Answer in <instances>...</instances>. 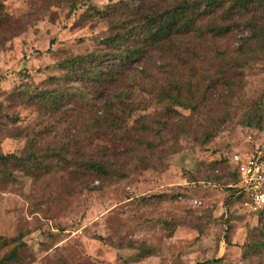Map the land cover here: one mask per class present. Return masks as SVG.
Returning a JSON list of instances; mask_svg holds the SVG:
<instances>
[{"label": "rangeland", "instance_id": "1", "mask_svg": "<svg viewBox=\"0 0 264 264\" xmlns=\"http://www.w3.org/2000/svg\"><path fill=\"white\" fill-rule=\"evenodd\" d=\"M3 1L19 26L0 30V153L26 156L34 143V165L45 167L0 166V260L17 249L5 264H264V246L255 248L264 218L262 231L249 233L261 216L244 212L231 186L233 156L264 149V20L256 37L244 15L225 14L230 0L224 8L198 0L205 13L196 32L175 39V50L150 52L97 98L80 82L52 84L65 75L56 62L109 52L103 40L131 18L97 9L145 0H92L75 10L82 0ZM178 86L185 106L176 104ZM59 87L83 93L87 107L60 114L35 96ZM107 107L124 108L122 129H113ZM258 113L260 127H249ZM88 157L117 174L80 167Z\"/></svg>", "mask_w": 264, "mask_h": 264}, {"label": "trees", "instance_id": "2", "mask_svg": "<svg viewBox=\"0 0 264 264\" xmlns=\"http://www.w3.org/2000/svg\"><path fill=\"white\" fill-rule=\"evenodd\" d=\"M226 1L227 0H200V2H203V4L211 8H224ZM91 2L92 0H82L80 4L73 5V9L75 10L77 7H80L79 5L90 8ZM162 2L163 0H159L156 6L150 7L148 5V0H145L142 7L135 9L131 8L126 1H120L109 5L105 9H97V13L101 17L107 18H112L115 12L122 9L124 10L122 11L123 14L130 16V25L128 27H123L115 34L109 35L103 40L105 47L111 49L109 52L91 50L86 53H77L62 60H57V65L65 71V75L61 78L51 76L49 78L51 83L58 85L60 79L64 78V80L70 84L80 82L84 88H90L89 90L96 94L97 98L108 96L113 89L120 87L121 84L127 80L129 69L133 67L135 62L147 61L149 53L154 50L163 51L164 48L175 50V39L179 36L196 32L197 28H200L197 22L200 20V16L205 12L199 9L201 4L198 0H176V2H173L169 7L161 6ZM225 12V14L229 16L233 13L244 15L249 24L253 26L256 37L262 36V32L258 31L256 28L258 19L264 20V0H230V5L225 9ZM17 21H19L17 18L14 19L6 12L5 3L3 0H0V30L4 33L14 30L19 26ZM212 29L218 33L224 32L225 30L228 31L226 27H213ZM176 88L179 94L175 96L176 104L185 106L180 98L182 89L179 90V86ZM24 92V95L29 96V99L33 98L35 94L34 92L29 93L30 91L28 90ZM35 96L41 98L48 107H51V110L60 114H67L69 110H71L70 113H73L76 109L82 111L87 107L86 101L84 100L85 95L76 90H74L73 93H69L67 89L64 91L63 88L59 87L58 89L40 91L35 94ZM258 105L262 111L264 109L263 99L258 101ZM107 113L113 116V118H110L113 129H122L123 124L126 122L124 108H119L118 112L113 113L111 108L107 107ZM251 115V119L247 121L246 124L249 127L259 128L261 123L260 113ZM98 121L101 122V120ZM139 122L140 125L145 126L142 119L139 120ZM141 134H143L142 131ZM33 145L34 143H31L29 153L26 156H17L14 153H0V166L13 162L15 166H29L32 171L44 168L45 165L43 163L37 166L34 165L40 161V156L38 152L32 148ZM52 153L56 154L54 150ZM80 167H85L88 171L99 174L100 176L102 174L105 177L115 176L118 172L111 163L93 157H88L87 160H84L80 164ZM232 174L234 181L237 182L239 176L235 166L233 167ZM233 190L235 198L240 202L241 198L236 196V190ZM258 215L261 216V221L256 229L249 231L252 235L262 231L261 226L262 219L264 218V208ZM246 245L247 243L244 244V248ZM263 246L264 237L255 242V248ZM17 253V249H12L0 260V264L12 262V260L16 259ZM145 253L149 256L153 252L149 248ZM178 258L179 257H177V259ZM215 260L217 259H208L198 261L195 264H213ZM175 264L185 263L179 258L178 262Z\"/></svg>", "mask_w": 264, "mask_h": 264}, {"label": "built area", "instance_id": "3", "mask_svg": "<svg viewBox=\"0 0 264 264\" xmlns=\"http://www.w3.org/2000/svg\"><path fill=\"white\" fill-rule=\"evenodd\" d=\"M239 179L231 186L240 197L241 209L248 215L258 216L264 208V150L256 149L247 154H235L231 161Z\"/></svg>", "mask_w": 264, "mask_h": 264}]
</instances>
